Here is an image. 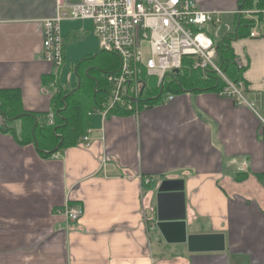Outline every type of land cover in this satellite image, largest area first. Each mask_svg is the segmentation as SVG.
<instances>
[{
	"label": "crops",
	"instance_id": "obj_1",
	"mask_svg": "<svg viewBox=\"0 0 264 264\" xmlns=\"http://www.w3.org/2000/svg\"><path fill=\"white\" fill-rule=\"evenodd\" d=\"M194 1L232 17L234 28L240 0ZM55 8L56 0H0V90H19L34 114L52 110L44 83L54 70L43 57L41 22ZM61 29L64 73L76 60L77 82V64L101 51L99 39L92 23ZM77 32L97 45L75 54ZM231 44L247 96L263 114L264 23L258 37ZM89 125V147L49 158L0 132V264H264V129L252 110L190 92L130 115L94 114ZM166 180L184 182L188 234H224V252L165 242L155 199ZM67 204L84 207L78 224L60 213Z\"/></svg>",
	"mask_w": 264,
	"mask_h": 264
},
{
	"label": "built area",
	"instance_id": "obj_2",
	"mask_svg": "<svg viewBox=\"0 0 264 264\" xmlns=\"http://www.w3.org/2000/svg\"><path fill=\"white\" fill-rule=\"evenodd\" d=\"M55 9V16L41 22L43 57L54 70L50 88L56 90L64 77L62 23L93 21L100 50L120 60L118 70L107 75V106L96 114L105 118L117 108L138 112L149 80H156L157 87L163 89L165 77L180 70L183 58L190 57L196 68H212L225 81L216 93L219 97L252 110L264 129V113L259 112L256 101L248 98L244 81L233 82L224 76L217 62L216 43L205 31L222 24V12L204 11L194 0H56ZM234 15L251 22L250 38L259 36L264 10L238 8ZM165 98L172 101L175 96L168 94L162 102ZM89 133L82 137L81 146H90ZM151 183V179L145 180L146 185ZM60 213L68 222L78 224L85 211L80 204H67Z\"/></svg>",
	"mask_w": 264,
	"mask_h": 264
},
{
	"label": "trees",
	"instance_id": "obj_3",
	"mask_svg": "<svg viewBox=\"0 0 264 264\" xmlns=\"http://www.w3.org/2000/svg\"><path fill=\"white\" fill-rule=\"evenodd\" d=\"M239 8L264 10V0H240ZM252 27L249 20L236 17L231 33L220 34L214 27L205 29L216 43L219 68L224 76L233 82L244 81L242 79L245 68L238 64L231 43L236 38L249 37ZM119 66L120 60L117 56L100 51L94 57L91 56L77 64V82L69 89H65L61 84L56 90L50 88L53 77H46L44 85L48 92L52 93V110L46 114L25 111L19 90H0V132L14 134L22 145H35L38 153L46 158L61 150L78 146L90 129L91 116L96 114L98 109L106 108L110 94L107 75L117 71ZM163 83L161 89L157 87L156 80H149V86L138 110L145 106L148 108L161 104L163 95L166 94H216L225 85V81L212 68L198 69L190 57H184L180 72L168 74ZM134 113L132 110L117 108L108 115L125 116ZM16 123H20L19 128Z\"/></svg>",
	"mask_w": 264,
	"mask_h": 264
},
{
	"label": "water",
	"instance_id": "obj_4",
	"mask_svg": "<svg viewBox=\"0 0 264 264\" xmlns=\"http://www.w3.org/2000/svg\"><path fill=\"white\" fill-rule=\"evenodd\" d=\"M179 72L180 70L176 69L173 73ZM155 200H157L155 226L167 244H185L190 253L225 251L224 234H205V236L188 234L183 181L166 180L162 182Z\"/></svg>",
	"mask_w": 264,
	"mask_h": 264
},
{
	"label": "rangeland",
	"instance_id": "obj_5",
	"mask_svg": "<svg viewBox=\"0 0 264 264\" xmlns=\"http://www.w3.org/2000/svg\"><path fill=\"white\" fill-rule=\"evenodd\" d=\"M77 22H79V21H77ZM81 22V21H80ZM78 23V24H70V23H68V22H64V23H62V28L63 29H65V28H69V27H71V28H76V27H78L79 25L80 26H84V27H91V23L93 24V21L91 22V21H86V22H82V23ZM216 29H219V32L221 33V34H225V33H227V32H231L232 30H233V28H232V17H230V16H224V18H223V22H222V24L218 27V28H216ZM96 36V35H95ZM79 37H80V34L77 32V36L75 37V38H73L74 40H77V38L79 39ZM97 37V36H96ZM89 38V37H86L85 39H79L77 42H74L72 45H71V47H75V54H76V50H80L81 48H83V46H85L87 43H90V42H92V43H95V45H97V38ZM100 47V46H99ZM98 48V47H97ZM75 57H76V55H75ZM71 59H73V58H71ZM81 60V59H80ZM76 61V60H75ZM68 62L67 63V69H66V73H64L65 75H64V83H65V81H66V77H67V74H70V79H69V82H71V86H73L74 85V83H75V74H74V77L72 76L73 75V72H72V70H71V67L73 66V67H75V65H76V62ZM75 63V64H74ZM167 95L168 94H166V95H163L164 97H167ZM50 119V118H49ZM51 120V119H50Z\"/></svg>",
	"mask_w": 264,
	"mask_h": 264
}]
</instances>
